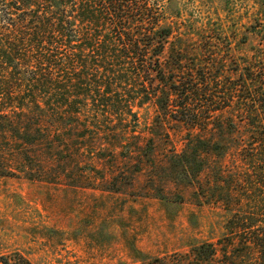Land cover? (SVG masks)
I'll return each instance as SVG.
<instances>
[{
	"label": "rangeland",
	"instance_id": "rangeland-1",
	"mask_svg": "<svg viewBox=\"0 0 264 264\" xmlns=\"http://www.w3.org/2000/svg\"><path fill=\"white\" fill-rule=\"evenodd\" d=\"M163 6L158 16L173 28L163 58L175 72L201 66L197 72L230 77L233 87L247 60L264 59V0H163ZM195 98L197 117L238 118L236 99L208 113L205 97ZM163 101L134 108L135 116H65L60 133L57 121L35 117L28 139L9 132L12 117L0 120V256L19 252L34 264H180L194 247L234 240L232 215L215 202V185L242 183L237 162L222 164V150L207 144L186 147L188 134L207 140L211 133L189 132ZM183 151L184 164L174 157ZM15 154L30 158L24 168L10 164Z\"/></svg>",
	"mask_w": 264,
	"mask_h": 264
},
{
	"label": "trees",
	"instance_id": "trees-1",
	"mask_svg": "<svg viewBox=\"0 0 264 264\" xmlns=\"http://www.w3.org/2000/svg\"><path fill=\"white\" fill-rule=\"evenodd\" d=\"M163 11V0H0V98L7 101L0 103V120L12 117L9 132L28 139L35 117L57 121L54 132L60 133L58 121L65 116H135L134 108L149 102L159 106L163 99L189 132L211 133L207 140L188 134L186 147L194 150L202 143L221 149L220 162L235 160L236 178H242L241 184L215 185L220 195L215 202L232 215L227 226L236 240L229 236L224 245L194 247L180 264H264V59L247 60L233 87L230 77L221 81L212 72H197L201 66L175 72L163 58L173 29L159 18ZM199 93L208 113L236 99L238 118L197 117L190 106ZM200 119L208 125L196 123ZM186 153L174 157L184 164ZM29 160L15 154L10 164ZM0 264L34 263L15 252L1 255Z\"/></svg>",
	"mask_w": 264,
	"mask_h": 264
}]
</instances>
